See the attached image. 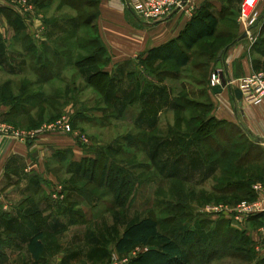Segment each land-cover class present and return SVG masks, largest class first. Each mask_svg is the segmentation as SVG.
Wrapping results in <instances>:
<instances>
[{"label":"rangeland","instance_id":"374dc122","mask_svg":"<svg viewBox=\"0 0 264 264\" xmlns=\"http://www.w3.org/2000/svg\"><path fill=\"white\" fill-rule=\"evenodd\" d=\"M245 2L193 1L160 26L157 23L166 18L150 21L126 14L136 36L152 35L154 43L164 40L168 29L176 35L194 16L214 13L218 33L190 51L184 68L172 61L149 63L146 52L114 62L118 54L91 25L99 17L96 6L83 5L82 13L39 10L44 22L57 21L59 32L49 41L45 22L37 46L26 34H7L8 42L0 43V112L16 102L25 85L23 98L38 94L22 103L27 115L11 116L7 123L33 130L68 116L72 132L57 131L25 143L33 148L43 136L67 135L91 156L71 168L55 162L52 182L37 179L27 194L21 187L12 189L16 219L6 223L7 228L0 222V264H38L27 246L38 230L44 232L45 247L40 264H113L124 230L150 216L173 237L187 228L196 231L199 241L191 250L192 264H264V218H247L237 209L256 200L257 191L253 188L252 199L235 189L242 180L264 183V146L240 124L227 121L210 87L220 51L228 47L232 52L241 41L246 62H234L237 79L264 71V0L255 2L261 17L253 28L242 18ZM90 14L97 18L87 23L85 15ZM114 63L108 76L97 73ZM47 72H56L55 78L43 81ZM0 120L5 122L3 116ZM24 196L28 204L22 207L17 200ZM141 251L125 256L131 260Z\"/></svg>","mask_w":264,"mask_h":264},{"label":"crops","instance_id":"0c3cea01","mask_svg":"<svg viewBox=\"0 0 264 264\" xmlns=\"http://www.w3.org/2000/svg\"><path fill=\"white\" fill-rule=\"evenodd\" d=\"M129 1L130 0L82 1V4L87 7H98L99 17L95 21L91 22V25L92 27L97 28L98 35H101L97 37H99L101 41L109 46L110 51H114L116 52V54H118V56L116 57V61H114L116 63L119 62L120 59H133L134 57H138L144 52H146L147 55L149 49L164 44L171 39L178 38V36L184 31V29L191 21L190 20L187 23L186 27H184L176 35L168 29L164 35L166 36L164 37V40L156 42L158 39H155V42L152 43V35H148L146 39L137 37L136 32H134L133 28L131 27V23L126 20V14H129L131 12V9L128 6ZM62 8L70 10L71 12L75 10L77 11V9L74 8L73 3H66L63 2V0H50L42 3L39 6L40 12L44 11L46 13L50 12L52 9L56 12H59ZM179 13L180 11L175 13L174 15L169 16L163 22H160L159 24L157 23V25L160 26L166 22L173 21ZM47 21H49V25L46 28L47 30L45 35L49 40V37L59 32V29H57L59 28V26L56 23L57 21L52 22L48 19ZM66 23L70 25L69 27H71L73 24V22L71 21H68ZM152 27L153 26H149L150 29ZM0 32L2 33V36L4 38H7V34L8 36H10V33L12 34V37L26 34L27 36H31V38H33L28 24L22 23L19 25V27H16L9 20V17L5 14L4 30L0 29ZM237 42L235 44H238ZM41 43L42 42H38L36 44L39 45ZM222 50H225V55L221 59V61L224 62L223 68L228 69L230 76L234 80H237V78L239 77L234 73L233 64L237 59H242L244 62H246L243 58V55L241 57L242 51L244 50V44L242 43V41L239 42V45H237L232 52H229L230 49L228 50V47L227 49ZM218 63L219 60L217 61V65L213 73L218 69ZM114 66L115 63L110 65V68H107L106 71L112 72ZM55 73L54 75L49 73L50 78H55ZM49 74L47 72V75ZM233 84H235L236 86L226 88L221 94H214L216 97V102L218 104V109L226 114V118L228 119L227 121L240 124V126L247 132L249 136L255 138L257 140V143L262 144V141L264 140V105L256 106L245 103L242 104L240 100L234 97L233 93L237 88V84L236 82ZM74 143V139L67 135L43 136L38 140L33 148L31 147L30 143L26 144L25 142L20 141H10L8 138L0 140V222H4V228L8 227L6 223L11 222L13 219H16L14 218L15 214L11 209V206L14 203L10 198L11 192L13 191L12 189H18L19 187H21V189H24V194H27L29 187L31 188L32 185L37 182V179L42 180L44 178L48 183L52 182L53 178H55V175L53 176V173L51 172L52 170H54L51 166L52 164H56L57 162L62 164L66 162L68 163V167L71 168L74 163H80L83 158L91 156V154H89L90 151H86L80 144L77 145L76 143ZM37 163H39V167L37 169H29L32 164H35V166L37 167ZM36 188L38 189L39 186H37ZM37 193L39 192L37 191ZM27 199L28 198H26L25 196L21 197L19 200H17V203L24 207L28 204ZM38 201V203L41 204V199ZM23 214L24 218L28 217V214L26 212H24ZM261 219H263V216H257V220ZM136 249L142 250L138 253L140 254L147 249V246H137L131 252L126 254L134 253ZM116 253L117 257L115 261L118 264H127L130 261L125 256L126 254H119L118 252ZM138 254H133L131 259ZM124 260L127 261L124 262ZM10 263L11 262L5 264Z\"/></svg>","mask_w":264,"mask_h":264},{"label":"trees","instance_id":"16d2710c","mask_svg":"<svg viewBox=\"0 0 264 264\" xmlns=\"http://www.w3.org/2000/svg\"><path fill=\"white\" fill-rule=\"evenodd\" d=\"M32 1L36 3L37 7H39L42 3L50 0ZM82 1L83 0H63V2L66 3H73L74 8L79 12L83 7ZM131 13L134 12L131 10ZM0 14L7 15L9 17V20L16 27H19V25L22 23L26 24L24 20L19 15H17L10 7L0 6ZM85 16L87 23L97 18V14H90L89 16ZM82 17L84 16L80 14V18ZM45 22L47 25H49V21L45 20ZM218 28L219 18L209 10L204 11L203 13H200L191 19L188 26L178 36V38L171 39L164 44L149 49L146 55V61H148L149 63L156 61H172L178 67L184 68L190 63V51H192L194 47H196V45L202 40L214 37L218 33ZM0 35V43H3V41L7 43L8 38H4L1 33ZM26 37L29 39L30 43L33 46H37L36 39L34 41V38H31V36ZM224 53L225 50L220 51L218 58L219 61H221V59L225 55ZM38 57L42 58V55H39ZM97 73L108 76L111 72L98 71ZM97 73H94L93 76ZM43 77V81H48L50 79V74H43ZM8 85L9 84L7 83L6 86ZM27 88V85L23 86L20 96L18 97L16 102L12 103L11 105L7 103V105H10L9 109L5 110L3 114L0 112V118L1 116H3L5 122H7V119H9V117L11 116H19V114L22 113L24 115H27V106L25 107L22 105L26 104L24 103L26 100L31 101L36 95H38L37 93L30 94L23 98L22 95H24ZM45 97L46 99H43V103L47 102L48 100L47 96ZM33 106L35 107V104ZM45 108L46 107H44L43 109L45 110ZM41 114H43V111L41 112ZM42 118L43 117H41L40 119ZM9 120L11 121V119ZM39 127L40 125L38 126L37 124L35 128ZM254 183L255 182L248 183L242 180L235 184V189L240 194L245 193L247 195V198L252 197L253 199L255 197V192L253 191ZM254 217H256L255 219H257V216ZM43 240L44 232L43 230H38L32 234L27 245L29 252L32 254L33 258L38 264H40L39 260L43 255L45 249ZM198 241L199 239L194 229L187 228L185 230H182L178 236L173 237L171 235H168L167 233L162 232L159 228L158 220L150 216L133 222L131 225H129L117 240L115 249L119 254H126L131 252L137 246H147V249L145 251L132 258L127 264H192L191 250L193 246L198 243Z\"/></svg>","mask_w":264,"mask_h":264},{"label":"built area","instance_id":"2783aa9c","mask_svg":"<svg viewBox=\"0 0 264 264\" xmlns=\"http://www.w3.org/2000/svg\"><path fill=\"white\" fill-rule=\"evenodd\" d=\"M193 1L196 0H187L186 2L184 0H130L128 6L137 16L145 20L155 21L171 16L174 12L184 9L186 5ZM255 2L256 0H246L242 7V18L245 22H248V27L250 28H253L254 24L261 17V13L256 10ZM0 6L12 8L28 24L29 28H32L31 33L33 37L37 41L43 40L45 32L44 16L38 13L39 9L32 0H0ZM222 74H224V77L228 81L226 85L223 84ZM237 80H234L230 76L228 69L218 68L212 74L210 87L213 89L214 86L221 84L223 85V90H225L237 82V88L240 89L242 96L238 99L234 92L233 94L236 99L240 100L242 104L264 105V71L254 72ZM57 131L66 133L73 131L70 117L62 116L54 122L43 124L33 130H18L11 124L0 120V140L8 138L10 141L30 142L36 137L53 134ZM82 141L87 142V139L82 138ZM262 144L264 145V140ZM29 169L31 170L33 167ZM253 188L257 191L258 198L249 203L243 202L237 208L247 218L264 216V183L253 185ZM126 261L124 260V262ZM113 264L118 263L115 261Z\"/></svg>","mask_w":264,"mask_h":264},{"label":"water","instance_id":"95a60500","mask_svg":"<svg viewBox=\"0 0 264 264\" xmlns=\"http://www.w3.org/2000/svg\"><path fill=\"white\" fill-rule=\"evenodd\" d=\"M184 1L186 2L187 0H184ZM247 35H248V33L245 32L243 34L242 38H245ZM223 66H224V62L223 61H219L218 68H223ZM221 76H222L223 84L226 85L228 83V81L224 77V74H222ZM213 92L216 93V94L222 93L223 92V85L218 84V85L214 86L213 87ZM234 92H235L236 97L238 99H240L241 96H242L240 89L239 88H236Z\"/></svg>","mask_w":264,"mask_h":264}]
</instances>
